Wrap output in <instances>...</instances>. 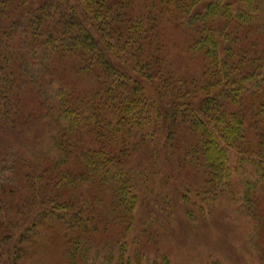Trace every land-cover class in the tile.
Listing matches in <instances>:
<instances>
[{"label": "trees", "instance_id": "obj_1", "mask_svg": "<svg viewBox=\"0 0 264 264\" xmlns=\"http://www.w3.org/2000/svg\"><path fill=\"white\" fill-rule=\"evenodd\" d=\"M78 1L82 13L67 0H0V127L29 128L34 117L51 124L46 148L32 146L27 157L16 153L0 161V177L8 178H0V238L11 232L15 210L28 224L20 254L54 231L70 264L80 254L87 259L93 249L108 252L116 228L130 231L142 182L126 169L139 144L160 133L171 147H189L218 186L232 176L229 153L246 142L245 103L264 95L263 83L255 80L264 69V48L244 46L228 23L222 25L251 24L261 8L257 0H246V11L236 17L222 0L200 6L203 12L195 10L203 0ZM161 16L195 33L191 49L211 61L200 80L185 82L165 65L160 34L154 32ZM23 66L37 73L30 77L20 71ZM92 76L98 80L95 90L77 92L72 77ZM46 77L52 99L43 92ZM55 82L67 88L56 91ZM263 111L250 109L256 117ZM182 154L189 157L187 148ZM257 160L260 182L248 184L245 199L258 211L254 194L264 203V155ZM99 239L101 248L92 247Z\"/></svg>", "mask_w": 264, "mask_h": 264}, {"label": "rangeland", "instance_id": "obj_2", "mask_svg": "<svg viewBox=\"0 0 264 264\" xmlns=\"http://www.w3.org/2000/svg\"><path fill=\"white\" fill-rule=\"evenodd\" d=\"M67 1L79 6L78 13L83 12L78 0ZM210 1L203 0L199 5L196 4L195 10L203 12L200 6H207ZM257 1L261 8L253 15L251 24L224 20L222 25L228 23L231 30L238 33V41L243 43L245 40L244 46L250 47L253 44L264 48V0ZM222 4L231 8L234 17L248 7L246 0H222ZM161 18L164 19L160 30L156 29L154 32L160 34V45L163 48L161 55L165 65L174 76L184 78L185 82L200 80L211 61L191 49L195 33L183 26L182 22H173L172 16ZM236 24L242 28L237 30ZM249 27L254 28L251 35H247ZM148 51L155 52V49L150 48ZM67 65L72 67L71 63ZM20 71L23 73L28 69L23 66ZM36 73L34 69L28 71L30 77ZM67 76L68 73L64 76L65 79ZM56 79L63 81L64 78L53 77V81ZM72 79L77 92L94 91L98 83L93 76ZM255 80L264 86V69L262 75ZM44 81L46 88L43 92L52 99V87L47 85L50 79L46 77ZM65 83L67 84L66 80ZM66 84L60 86V83L55 82L54 89L57 91L59 88H67ZM262 107L264 108V95L256 98L250 96L249 103H245L246 142L241 149L229 153L233 173L229 180L218 186L209 177V170L202 158L192 154L189 147H181L180 150L179 147H171L169 145L172 142L167 137H158L160 133L156 136V144L153 143L156 138L139 144L137 151L130 157L129 168L126 169L132 175H138L142 182L141 189L136 192L138 202L132 214L130 231H124L123 227L116 228L113 230V243L109 244L111 247L108 252L101 248L99 239L97 243H92V247H100L102 251L93 249L87 259L80 254L75 257L74 264H264V203L260 200V195L255 193L254 202L261 206L257 211L245 199L248 184L252 182L253 186L260 182L256 162L258 155H264V147L260 145H264V139L260 141L264 138V111L259 113L260 117H256L250 109L255 112ZM25 110L38 116L36 107ZM34 118L29 128L19 127L14 131L11 127H0V161L11 159L17 156L16 153L27 157L31 148L43 145L46 148L49 145L50 121L47 119L37 122V118L34 122ZM176 129L180 134L179 140L183 141L184 125L181 120ZM185 148L189 157L182 154ZM2 179H8L7 175ZM209 181L213 182L212 186L208 185ZM89 193L95 194L97 190L90 189ZM105 194L110 199L111 194ZM1 210L0 207V212ZM29 212L30 209H24L22 213L27 215ZM10 213L15 219L10 218L13 222L9 227L12 228L11 232L6 231V236L0 238V264H33L31 258L38 264L72 262L67 249L60 247L54 231L45 233L46 237L39 239L37 245L33 243L25 255L20 254L22 248L19 241L27 233L24 226L28 224L24 225V218L16 216L15 210ZM66 225L68 226L67 223ZM68 235L61 242L64 247L68 246L70 233ZM57 236L60 237L58 233ZM27 254H30L29 259ZM121 256L123 263L120 261ZM21 258H24L23 261Z\"/></svg>", "mask_w": 264, "mask_h": 264}]
</instances>
